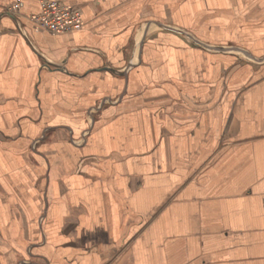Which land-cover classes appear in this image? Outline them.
Wrapping results in <instances>:
<instances>
[{"label": "crops", "instance_id": "0c3cea01", "mask_svg": "<svg viewBox=\"0 0 264 264\" xmlns=\"http://www.w3.org/2000/svg\"><path fill=\"white\" fill-rule=\"evenodd\" d=\"M0 0V264H264V0Z\"/></svg>", "mask_w": 264, "mask_h": 264}, {"label": "built area", "instance_id": "2783aa9c", "mask_svg": "<svg viewBox=\"0 0 264 264\" xmlns=\"http://www.w3.org/2000/svg\"><path fill=\"white\" fill-rule=\"evenodd\" d=\"M21 0H14L7 11L16 15ZM28 20L37 27L51 33H63L80 28L82 13L63 0H39V11L28 16Z\"/></svg>", "mask_w": 264, "mask_h": 264}]
</instances>
